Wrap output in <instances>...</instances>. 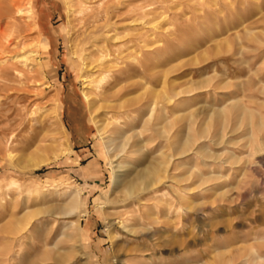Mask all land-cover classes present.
Wrapping results in <instances>:
<instances>
[{
  "label": "rangeland",
  "instance_id": "1",
  "mask_svg": "<svg viewBox=\"0 0 264 264\" xmlns=\"http://www.w3.org/2000/svg\"><path fill=\"white\" fill-rule=\"evenodd\" d=\"M94 1L26 0L36 50L0 22V264H264V0H104L88 70L68 47ZM112 179L132 206L98 205Z\"/></svg>",
  "mask_w": 264,
  "mask_h": 264
},
{
  "label": "bare ground",
  "instance_id": "2",
  "mask_svg": "<svg viewBox=\"0 0 264 264\" xmlns=\"http://www.w3.org/2000/svg\"><path fill=\"white\" fill-rule=\"evenodd\" d=\"M77 1V0H76ZM80 6L83 5L85 8V3H87L88 0H78ZM107 1V0H105ZM104 0H96L94 1V9L92 10V12L87 16V20H78V30L75 34L76 39L74 40V45L73 44H69V49H68V53L69 55H73L75 57L76 60H78L79 64L84 68V67H88V70L91 68V66H88L90 62H86L83 64V57L86 55H93L94 53L96 54V56L98 58H102V57H106L105 55V46H110L112 44H114L113 42V37L112 35H108L107 34V25L109 24L110 21H108L109 16L111 15V8H107V6H101L103 2H105ZM116 1V0H115ZM26 0H5L3 3H0V22H1V28H6L7 25H14V28L12 29L13 31V35L15 37H18V39L20 40V42L25 43V47L29 46L31 49L36 50V45H35V39L33 38V36L31 34H29L26 30L27 25H29V17H24L27 14V11L22 10L23 7H21V5L23 3H25ZM93 2V3H94ZM109 2V1H108ZM77 3V2H75ZM92 3V2H91ZM110 4H118V2H112ZM92 5V4H91ZM23 6V5H22ZM89 8V7H87ZM85 8V9H87ZM68 9V8H67ZM80 9V8H79ZM120 9H123L122 12L120 13L121 15H127L130 12V7L127 5L122 4ZM88 10V9H87ZM84 11V9H83ZM90 12V11H89ZM77 14V13H76ZM115 14V13H114ZM109 15V16H108ZM117 15V14H115ZM130 15V14H129ZM75 16V15H74ZM112 16V15H111ZM23 19V22H21L20 20ZM69 17V16H68ZM117 17V16H116ZM120 18V17H119ZM115 19V17H114ZM124 21V20H123ZM126 22V21H125ZM116 23V22H115ZM68 24V23H67ZM77 24V25H78ZM113 24V23H112ZM16 26V27H15ZM69 26V25H68ZM17 27H20L21 29L19 30ZM71 27V26H70ZM128 27V26H127ZM69 28V27H68ZM118 28V27H116ZM73 29V28H72ZM112 29V28H111ZM115 29V28H114ZM21 30H25L26 32L22 35H18L19 32H21ZM30 30V27H29ZM69 30V29H68ZM116 30V29H115ZM70 31V30H69ZM70 33V32H69ZM74 33V31H73ZM72 33V34H73ZM21 34V33H20ZM71 35V34H70ZM1 36V33H0ZM72 36V35H71ZM74 37V36H73ZM70 40V39H69ZM128 41V40H127ZM130 41V40H129ZM12 43V42H11ZM13 46V45H12ZM24 46V45H23ZM22 46V47H23ZM2 47V46H1ZM4 47V46H3ZM7 48V47H5ZM21 49V48H20ZM25 49V48H24ZM38 49H41V47H39ZM111 51V50H109ZM25 53V52H24ZM27 53V52H26ZM113 53V51H112ZM8 58V57H7ZM107 58V57H106ZM95 62V61H94ZM100 63H97L95 68H97L98 73H102L104 76H106V74L108 73V64L104 65L106 66L105 70L102 71V65H100ZM110 66V65H109ZM108 67V68H107ZM92 71V70H91ZM100 71V72H99ZM97 83L99 84L98 87V93H102L104 91V87L101 86V84H103L104 86L106 85L107 82H105L102 78L96 80ZM82 87V86H81ZM80 96L82 98V100L85 102V108L87 110V114L90 112L89 110V103L86 99V96L80 92ZM108 97V95L106 96ZM50 101V100H49ZM51 110V108H50ZM7 111V110H6ZM21 111V110H20ZM27 112V111H26ZM30 113V112H29ZM4 115V114H3ZM2 114H0V120H4L6 118V116H3ZM118 118V116L113 117V119L116 122V119ZM23 119V118H22ZM110 121V119H109ZM7 122V121H6ZM117 123V122H116ZM105 124V123H104ZM104 124H101L100 127H96L95 128V135L101 137L103 140L101 142L102 144V148L104 153L106 152V150L104 149L103 144L104 143H108L110 142L112 139L109 138L108 135L111 134V131L113 129V127L109 124H107V128L105 127ZM118 124V123H117ZM115 125V124H114ZM4 127H7V124L3 125ZM57 126V125H56ZM117 127V126H116ZM57 128V127H56ZM119 130V127H118ZM117 130V131H118ZM115 132V130H114ZM116 134V133H115ZM101 135V136H100ZM20 137V136H19ZM111 137V136H110ZM124 140V139H123ZM110 146V145H109ZM111 150V149H110ZM41 154V153H40ZM51 155V154H50ZM53 155V154H52ZM39 156V155H38ZM42 157V156H41ZM40 158V157H39ZM38 160V157H37ZM38 161L36 162H29L30 167L34 166L35 164H37ZM117 163V162H116ZM115 166V165H114ZM118 168V167H117ZM140 174L142 175V173L140 172ZM121 179V178H120ZM122 180V179H121ZM124 180V179H123ZM112 182L114 183L113 188H115L114 193L112 198H110V200H104L103 198L97 202L98 205L102 204L110 206V208H121L124 207L126 205H131L134 204L133 203V199H134V194H135V186L133 182L130 181H120V180H115L112 179ZM111 197V196H110ZM97 205V206H98ZM101 207V206H100ZM122 209V208H121ZM109 210V209H108ZM120 210V209H119ZM81 213V211H74L73 212V197L72 199H68L66 202L63 203V205L59 208V210L52 212V214L54 215H47V220L48 222L51 224L53 221H55V218L59 217H64V218H68L66 220V224L71 226V229H74V219L77 216V213ZM108 213V212H107ZM110 215V214H109ZM121 215H127L128 216V210L124 209L120 212V217ZM115 218L117 217L116 215L114 216ZM113 217V218H114ZM125 217V216H124ZM123 217V218H124ZM112 218V217H110ZM114 218V219H115ZM124 220V219H123ZM117 221V219L115 220V222ZM119 221V220H118ZM139 221V219H138ZM123 222V221H122ZM126 222V221H125ZM118 223V222H117ZM128 223V222H127ZM133 224V223H132ZM142 224V223H141ZM140 224V225H141ZM125 230V229H124ZM126 235H128V237L130 238H137L138 236L144 239L149 238L152 235V230H148L147 227L144 228L143 230H125ZM151 239V238H149ZM148 239V240H149Z\"/></svg>",
  "mask_w": 264,
  "mask_h": 264
}]
</instances>
